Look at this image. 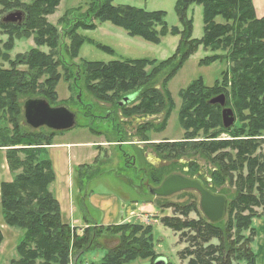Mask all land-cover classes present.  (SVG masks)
I'll list each match as a JSON object with an SVG mask.
<instances>
[{"label": "trees", "instance_id": "obj_1", "mask_svg": "<svg viewBox=\"0 0 264 264\" xmlns=\"http://www.w3.org/2000/svg\"><path fill=\"white\" fill-rule=\"evenodd\" d=\"M93 19L98 22H111L123 28L128 35L137 36L151 43L158 44L167 35L179 36L180 41L174 54L165 59H128L103 61H84L87 90L101 98L109 99L118 110H123L124 117H130L125 106H121L124 97L133 95L134 101H141L136 114L144 116L153 114L152 110H145L143 103L147 101H164L167 97L165 87L174 74L183 66L184 62L202 45L211 50L226 51L225 55L206 57L201 62L211 64L221 59L230 62L229 72H224L220 83L209 87L203 80L193 81L182 97L184 104L180 111V124L186 130V143L183 150L176 155V151L165 150V158H185L186 162L177 163L173 169L189 167L188 174H198L202 159L206 162L207 177L217 186L233 185V175L230 171H240L247 165V177L244 182L248 189H255L258 184V196L248 193L241 194L229 201L226 221H232L233 212L249 209L250 205L261 206L264 214V154L252 157L253 152L261 146L264 137V17L256 15L253 0H177L175 11L181 27H169L166 21V12L162 10L148 11L131 5H114V0H93ZM61 0H0L2 11L20 10L24 14L21 22L5 24L0 17L1 27L12 38L14 36L29 38L33 36L38 46L47 45L52 50L58 47L59 35L54 25L48 22L47 16L52 14ZM200 5L203 9L204 35L201 39H194V20L190 16V7ZM96 6V7H95ZM221 17L224 22H217ZM66 18V17H64ZM84 30L95 29V22L79 24ZM72 26L71 23L63 22ZM12 38L4 44V49L11 45ZM72 54L77 56L84 43H94L100 49L113 53L107 45L96 43L79 34L72 35ZM11 50V49H10ZM0 57H3L0 50ZM22 63L28 65L35 74L31 81L23 80L27 71L18 70L17 61H9L10 68L0 65V123L6 119L14 126L11 142H0V147L7 148V158L10 169L15 174V179L10 183L1 185L2 211L7 225L24 230V236L17 244L18 257L9 264H68L70 251H75L74 264H81V255L99 245L98 239L104 232L119 236L118 243L108 249L105 257L99 264H129L137 259L158 258L154 255V237L152 226L138 223L123 222L107 227L93 226L83 235L74 234L70 226L61 219L60 204L50 191V184L55 178L50 160L44 155V147L51 143L57 131L25 128L21 121L24 120V102L15 101L16 93L24 90L28 84L32 88L42 73H51L44 81L45 96L51 105L58 101L55 87L59 80L56 63L43 52L33 50L26 56H21ZM167 69H170L169 72ZM165 71H167L165 77ZM164 73L162 78L163 91L152 86L154 81ZM155 76V77H153ZM153 77V78H151ZM22 81H28L22 85ZM93 81L96 84L91 85ZM100 84V85H98ZM149 84V86H148ZM231 84V85H229ZM25 89L22 94H26ZM110 92V93H109ZM224 93L227 104L232 103L238 116L237 122L230 128H225L222 121V107L219 104H209L217 95ZM232 99V101H229ZM165 106V105H164ZM163 106L164 119L162 125L168 121L169 111ZM124 107V108H123ZM162 111V109L156 110ZM248 113L245 114L244 112ZM131 112V111H130ZM25 121V120H24ZM23 122V121H22ZM28 127V125H26ZM136 135L140 140H145L142 128ZM153 125L150 124L149 127ZM159 129V126H158ZM201 140H194L199 135ZM227 134L231 139L217 140L220 135ZM119 140V138H118ZM30 146L33 148H18L17 146ZM175 145V144H173ZM167 147V143L165 144ZM188 146V147H187ZM238 150L236 155L228 149ZM179 162V160H178ZM176 163V162H175ZM183 169V168H182ZM181 169V170H182ZM172 170V169H171ZM167 171L166 173H168ZM214 190V188H211ZM158 207H165L160 204ZM167 218L165 223L175 230L195 231L202 240L208 241L215 236L220 245H210L207 250H202L208 257H203L199 252L195 264H231L233 258L247 260L254 264L250 248H246L247 255L235 256V245L241 239H234V224L222 226V222L213 224L203 217L202 221L183 222L175 220L173 223ZM248 221L247 217L238 214L237 228ZM105 234V233H104ZM194 236V235H193ZM233 238V239H232ZM3 234L0 229V244ZM234 252V253H233ZM74 254V252L72 253ZM167 264H170L169 262Z\"/></svg>", "mask_w": 264, "mask_h": 264}, {"label": "rangeland", "instance_id": "obj_2", "mask_svg": "<svg viewBox=\"0 0 264 264\" xmlns=\"http://www.w3.org/2000/svg\"><path fill=\"white\" fill-rule=\"evenodd\" d=\"M176 1L177 0H114V5H131L148 11L162 10L167 14L166 21L169 27H181L175 11ZM26 2L29 4L31 0H26ZM94 5L93 0H61L56 10L47 16L48 22L54 25L59 35V41L57 43L58 47L53 50L47 45L38 46L33 36L29 38L14 36L12 38L13 35H8L5 32V29L1 27L2 25L0 23V50L3 56L0 57V65L10 68L11 64L9 61H17V69L27 71V75H24L23 80L29 79L28 81H31L35 74L30 71V68L25 62L22 63L23 60L20 59V57L26 56L33 50L49 55L52 62L57 64L56 71L59 75V80L55 87L57 92V98L55 101L58 102L52 106L67 105L77 114L76 126L67 130L68 133L66 137L68 138L70 136V140H75V138L79 136L82 139L86 137L84 134H87L89 131L93 135H96L95 133H97V136H101L106 143L113 141V139L120 142V147L118 146L119 148L111 144L101 146V155L98 162L91 166L90 163L92 162V159L90 160V158H87L83 162L88 164V169L84 170L83 174L80 176L75 173L74 201L76 202L78 212H83V215L91 222L83 224L81 229L74 230V234L81 236L86 233L87 229L96 225L95 223H92L95 222L94 219L99 222L98 217L100 212L98 206H100L103 199L107 198L111 201L118 200V202L127 204L128 208H135V206L140 207L144 205L149 209L147 215L143 216L140 212H131L129 222L152 226L155 257H164L166 258L167 263L169 262L170 264H195L196 262L194 263L193 260H196L199 252L202 253L203 257H208V255L203 253L202 250H207V247L213 244L220 245V241L215 236L209 238L208 241H204L200 235H195V231H189L187 229L178 231L167 225L165 221L167 218L171 219V223L177 219L183 222L202 221L201 225H204L203 217L205 218V216L200 209L199 194L192 189L180 191L167 197H155L153 194L149 193L147 185L141 179V171L137 172V169H135V166L138 167L139 163L136 164L135 160L132 159L135 154L141 153L143 149H137L135 145L125 144L127 142H132V139H130L125 133L128 122L122 120V118L126 119L123 115V110H118L113 106V102L109 99L101 100V98L91 94L87 90L85 84V68L83 67L84 61L88 60L103 62L143 58L165 60L174 54L179 44L180 37L167 35L162 38L160 43L155 44L137 36H130L123 28L118 27L109 21L98 22L94 20ZM7 13H9V11H2L0 17H4ZM189 13L194 20L193 38L201 39L204 35L202 6L193 4L190 7ZM92 20L97 24L95 29L84 30L80 27L76 28V23L78 21L89 24ZM68 21L72 26L69 27L68 24H63V22ZM80 22L79 24H81ZM217 22L223 23L224 20L221 17H218ZM4 23L10 24V22ZM74 34H79L88 39H93L96 43L107 45L113 49V53L100 49L94 43L86 42L81 47L79 55L75 56L72 54L71 50V38ZM11 38L12 43L5 50L3 48L4 44ZM216 54L225 55L226 51L211 50L210 48H205L201 45L197 51L184 62L180 70L174 74L166 84V96L168 94L172 99V101H169L167 97H165L164 101H162L163 106L165 105L164 107H167V110L169 111L168 121L164 127L160 125L163 120L159 125L152 124L153 126L147 128V131L143 133L146 140L155 139L163 141V152H165V150H173L176 151V155L178 154L181 156L179 152L184 148L181 143H186V140H188L186 138V130L182 127L179 120L180 111L183 105H185L182 97L183 91L186 90L193 81L198 79L203 80L205 85L212 87L216 83H220L224 72H229L230 62L227 60L221 59L220 61L218 60L208 65L202 64L201 61L203 59ZM169 70L170 69H167L168 72ZM167 71H165V77ZM50 75L51 73L48 72L42 73L36 82L35 89L32 88V85L29 87L27 84L25 89H29L28 92L22 94L25 89L18 91L16 93L15 101L24 102L28 98L46 99L47 96H45L46 89L44 81L48 79ZM163 76L164 73L158 77L157 82L153 79L152 83V86L158 88L160 91H163ZM28 81H22V85H25ZM96 83L97 81H93L91 85ZM136 101H138V105L141 103L139 100ZM229 101H232V99ZM123 106H125L126 110L131 113V115L135 114L138 116L134 111L130 112L128 106ZM226 106L233 109L232 103L229 102L227 104V97ZM110 109H114L113 113L115 114L114 116H116V121L115 118L112 117ZM161 113L162 118L164 119V111L162 110ZM234 113L236 116L235 123L237 122V125H240L235 110ZM244 113L247 114L248 112L245 111ZM149 115L151 116V114L145 116ZM143 117L144 116L137 117V122L142 123ZM119 119L120 122H118ZM24 120L22 119L23 122L21 121L22 125L25 128L30 129L29 126H26L27 124ZM44 128L47 132H50L51 130L47 127H41L40 129L44 130ZM13 131L14 126L9 119L0 123V142L13 141ZM102 132H105L106 134L104 136L98 135L102 134ZM132 136L137 137L138 135ZM202 137L204 136L201 134L194 140H201ZM222 139H231V137L227 134H222L217 140ZM166 143L167 147L165 146ZM17 147L33 148L23 145ZM172 147L174 149H172ZM228 151H231L235 155L236 153L238 154V150L235 149L232 150L230 148ZM261 153L264 154V139L258 150L253 152L252 157H257ZM178 160L182 165L186 162V159L182 157ZM198 162H200L201 168L198 174L200 173L199 175H204L205 173V176H207V163L202 159H198ZM247 168V165H245L244 168L238 172H229L233 175V185L226 184L228 181L221 186H217L213 182L208 184L211 188H214L215 191L226 194L229 201L234 198L235 195L238 197L241 194V189L244 194L251 193L258 196V184H256L255 191V189H248L247 183L244 182V177H247L248 175ZM76 169L78 168L76 167ZM171 169L174 170L173 167ZM262 193L264 194V191ZM157 204H165L166 206L158 207ZM237 208L232 214V221H226L225 219L222 220L224 222L222 223V226H229L231 223L234 224L233 233L235 235L234 239H232H241V243L235 245L234 252L236 254L234 257L247 255V251L245 250L249 247L253 256H255L252 258L255 261L254 264H259L257 258L260 257L259 253H263L264 251L263 208L261 206L250 205L249 209L244 210L243 212H239ZM238 214L242 217H247L248 221L237 230L239 227L237 225ZM84 225L87 226L85 227ZM100 226L101 225H99V227ZM104 233L103 236L98 239V246H95L80 256L81 264H99V262L105 257L108 249L117 245L119 236L112 233ZM73 252L74 254H72ZM13 255L16 257V252ZM78 255L79 253L75 254V251L71 250V258L68 264H74ZM129 264H153V260L150 258L137 259ZM231 264H249V261L233 258Z\"/></svg>", "mask_w": 264, "mask_h": 264}, {"label": "crops", "instance_id": "obj_3", "mask_svg": "<svg viewBox=\"0 0 264 264\" xmlns=\"http://www.w3.org/2000/svg\"><path fill=\"white\" fill-rule=\"evenodd\" d=\"M256 15L260 18L264 16V0H253ZM68 131L58 132L53 136L50 144L44 147V155L50 160L52 169L55 174L53 182L50 184V191L60 204V212L62 222L70 226L74 230L81 229L83 224L91 221L84 216L83 212H78L76 202L74 201V175L77 173L79 176L83 174L84 170L88 169V164L83 162L85 159L90 158L91 166L98 162L101 155L100 147L106 144H111L119 148L120 142L113 139L111 142H105L101 136L91 134L89 131L84 134V138L77 136L75 140L67 138ZM129 135L130 130H125ZM106 133L102 132L104 136ZM110 140V139H109ZM125 144L135 145L137 149H143L144 142L133 138L132 142ZM119 146V147H118ZM76 167L78 169H76ZM15 179L14 172L10 169L7 158V148L0 147V229L3 234V240L0 244V264H9L17 254V244L24 236V230L20 228L10 227L6 224L3 211H2V193L1 185L3 183L13 182ZM99 208V222L94 219L96 225L111 226L123 222H129L131 212H140L141 215L146 216L149 209L147 206L127 207V204L118 202V200L111 201L103 199ZM85 227L87 225H84ZM77 228V229H76ZM259 264H264V251L259 253ZM18 257V254L15 258Z\"/></svg>", "mask_w": 264, "mask_h": 264}, {"label": "water", "instance_id": "obj_4", "mask_svg": "<svg viewBox=\"0 0 264 264\" xmlns=\"http://www.w3.org/2000/svg\"><path fill=\"white\" fill-rule=\"evenodd\" d=\"M24 18L20 10L12 11L2 17L3 22H21ZM133 95L124 97L121 105L131 101ZM209 104H219L222 107V121L225 128H230L236 121L234 110L226 106V96L220 94L209 101ZM24 118L26 124L33 129L47 127L54 131H65L76 125V113L67 105L52 106L43 98H28L24 102ZM208 180H211L208 178ZM194 189L200 194V208L204 216L212 223H218L226 218L228 197L223 193L213 192L199 178L173 173L168 175L158 188L150 192L158 197H167L177 192ZM154 264H167L164 257H158Z\"/></svg>", "mask_w": 264, "mask_h": 264}, {"label": "flooded vegetation", "instance_id": "obj_5", "mask_svg": "<svg viewBox=\"0 0 264 264\" xmlns=\"http://www.w3.org/2000/svg\"><path fill=\"white\" fill-rule=\"evenodd\" d=\"M135 97L131 101H126L124 104L130 108V111H137V107L140 106L138 105V101H133ZM143 108L145 110H152L154 111L151 116H145L143 117V122H137L138 118L135 114L130 115L128 119L122 118L123 121H127L128 124L126 128L131 131V133L128 135L130 139L135 138L132 135H136L138 129L140 126L145 124V126L142 128L143 132L147 131V128H149L150 124L153 125H159L163 118H162V113L161 111H157L159 109L163 110V102L162 101H147L143 103ZM114 109H110V113L112 114V117L115 118L116 121V116L113 113ZM161 117V118H160ZM120 122V119L118 120ZM120 124V123H119ZM117 129V127H116ZM119 129V128H118ZM146 134V133H145ZM146 140V139H145ZM144 140V147L143 151L141 153L135 154V156L132 158L135 160L136 164L139 163L138 167L135 166V169L138 171H141V179L143 182L147 185L149 193L152 188H158L164 179L173 173H178L184 176H187L189 178H199L201 179L207 188L211 189V186L206 182L209 181L208 177L204 175H199V174H188L187 172L189 171V167H183V170L179 169V167L175 170H171L173 166H175L178 162V158L174 157L171 159H166L165 154L163 152V141L155 140V139H147L146 141ZM172 149H174L172 147ZM131 158V157H130ZM176 162V163H175ZM131 163V162H129ZM169 171L168 173H166ZM191 190V189H188ZM194 190V189H192ZM199 194L198 191L194 190ZM215 191V190H213ZM217 192V191H216ZM152 194V193H151ZM155 196V195H154ZM158 197V196H155ZM200 197V194H199Z\"/></svg>", "mask_w": 264, "mask_h": 264}]
</instances>
